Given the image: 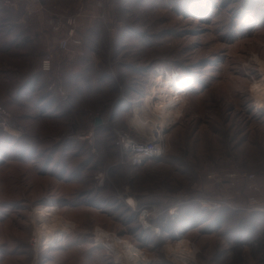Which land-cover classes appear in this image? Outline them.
<instances>
[{
  "label": "rangeland",
  "instance_id": "rangeland-1",
  "mask_svg": "<svg viewBox=\"0 0 264 264\" xmlns=\"http://www.w3.org/2000/svg\"><path fill=\"white\" fill-rule=\"evenodd\" d=\"M26 1L0 3V104L12 126L5 135L27 146L0 147V264H111L93 245L98 228L136 244L153 264H170L183 235L162 231L159 242L142 229L148 204L154 214L202 208L201 200L263 211L264 0ZM70 27L81 42L61 49ZM46 56L50 73L41 70ZM160 102L173 119L165 154L130 165L117 131L150 138L162 118L144 106ZM167 214L156 225L174 220L177 228L179 216ZM64 222L75 227L56 243ZM217 236L183 237L198 249Z\"/></svg>",
  "mask_w": 264,
  "mask_h": 264
},
{
  "label": "crops",
  "instance_id": "crops-1",
  "mask_svg": "<svg viewBox=\"0 0 264 264\" xmlns=\"http://www.w3.org/2000/svg\"><path fill=\"white\" fill-rule=\"evenodd\" d=\"M196 200L187 201L189 203ZM194 206L178 212L177 228L171 224L174 220L168 219L171 221L165 224L164 229L166 236L172 232L186 236V233L195 230L203 238L218 235L213 239L215 241L212 245L205 241L197 246L198 264H264V200L263 211L247 202H235L234 205L217 211L199 208L198 203ZM169 227H172V232ZM210 251L211 255L206 258ZM168 261L174 264L171 260Z\"/></svg>",
  "mask_w": 264,
  "mask_h": 264
},
{
  "label": "built area",
  "instance_id": "built-area-1",
  "mask_svg": "<svg viewBox=\"0 0 264 264\" xmlns=\"http://www.w3.org/2000/svg\"><path fill=\"white\" fill-rule=\"evenodd\" d=\"M14 1L16 0H0V3L4 6H11V5H14L13 3ZM51 23H53V28L55 30H59L63 26V23L60 20L53 21ZM68 24H72V18L68 19ZM72 42H74V44H79L81 40L79 37L75 35V29L73 27L72 28L70 27L66 31V35L60 39L59 47L61 49L67 50L73 44ZM41 70L43 72H49L52 70V62H51L50 56H46L42 60ZM188 87H189V84H187L186 86L182 85L181 89L178 91H180L181 94H184L188 90ZM50 88L52 89V86H50ZM11 130H12V126L8 120V113L6 109L3 107V105L0 104V133H12ZM117 137H118L117 143L120 145L122 157L123 158L126 157L133 166H142L149 161L162 157L165 154V150H166L165 135L163 139V136L160 133H156L155 131H153V129H152L150 138L136 139L130 136L128 133L122 132V131H117ZM250 201L252 204L257 203V199L255 197H251ZM125 203L130 208H133V209L137 208V203L132 197L126 198ZM200 205L202 208H206L209 211H217L221 209V207H224L226 205L231 206L221 200H215V201L201 200ZM56 206L58 205L56 204ZM147 207L149 208L151 207L152 210L142 211V214H141L142 229H144L145 231L152 230L153 233L155 234H160L162 231H164L165 233V229L161 227L162 225L160 224L156 225L155 221L157 220V218L159 217L161 213H168L167 218L169 217V219H173V217L177 213L178 207L173 206L169 208L167 211L163 209V210H160L157 214H154L158 210L156 207V204L151 203V204H148ZM58 208L60 210V207ZM65 226L69 230L68 232H70V230H72V228L75 227V225L72 224L71 222H67ZM99 231L108 233V235L114 241L118 243V253H117L118 256H115V253L108 250L104 246L103 240L98 237ZM179 239L180 240L177 241L176 245L182 243L183 241H186L190 248L189 252L183 253V255H178V256L172 255L170 253V258H171L170 260L174 264H198V261H197L198 249L195 247V244L187 240L183 236L179 237ZM93 245L95 247H101V248L106 249V254L110 258L111 264H153L149 260V258L147 259L146 262L137 259L136 256L134 255L135 248L140 250L141 253L146 254V252L143 249L137 247L136 244H133L129 240L122 238L120 235H118L115 232H108L105 229L98 228L97 231L94 233V244ZM126 246H130V247L132 246V251H129V249H125L127 248ZM188 253H190L191 256L186 257Z\"/></svg>",
  "mask_w": 264,
  "mask_h": 264
},
{
  "label": "bare ground",
  "instance_id": "bare-ground-1",
  "mask_svg": "<svg viewBox=\"0 0 264 264\" xmlns=\"http://www.w3.org/2000/svg\"><path fill=\"white\" fill-rule=\"evenodd\" d=\"M261 62V61H260ZM262 63V65L264 66V62H261ZM158 79H161L162 80V76H159V78ZM157 80V79H156ZM156 82H158L159 83V81L157 80ZM150 97L151 96H148V98L150 99ZM263 97H264V95H263ZM147 98V99H148ZM152 98V97H151ZM263 100H264V98H263ZM150 100H148L147 102H149ZM152 102V101H151ZM154 102V101H153ZM154 106H153V108H152V106L148 103V104H146V106H144V110H146V111H148L154 118H156V115L158 114V115H160L161 116V121L159 122V123H157L156 124V126L155 125H153V131H155L156 133H160L162 136H163V139H164V135H165V130L172 124V122H173V119L171 118V116H170V114L168 113V111L166 110V107H165V104H164V102H160V104H157L156 105V103H154L153 104ZM263 108H264V106H263ZM262 111H264L263 109H262ZM138 117V116H137ZM156 127H157V129H156ZM51 205H54V204H50V206ZM45 207V209L43 208L42 210V212L45 214V215H48L49 214V211H48V206H44ZM51 210H53V211H55V213H57V215L59 216V214H58V212H57V210H58V207L56 206V205H54V207H53V209H51ZM52 211V212H53ZM174 214V213H173ZM38 216H40V215H38ZM176 216L178 217V211H177V213H176V215L173 217V219H175L176 218ZM178 219V218H177ZM67 231L68 229L66 228V227H63L62 229H60L59 230V232H57V235H56V237L57 238H55V240L54 241H56V243L57 242H60L61 240V236H60V232H62V231ZM177 230V229H176ZM178 232V231H177ZM105 234H108V233H106V232H103V233H98V237L99 238H102V236H104ZM109 236V235H108ZM39 238H40V236L38 235V237H37V239L39 240ZM111 242L113 243V247H111L110 246V244H111ZM43 244H48V245H53L52 243H51V241H46V240H43V242H42ZM56 243H54V244H56ZM104 246L108 249V250H110V251H112L113 253H116L115 255H117V253H118V243L116 242V241H114L111 237L110 238H106V241H105V244H104ZM127 248H125V249H129V251H132V246L130 247V246H126ZM113 249V250H112ZM175 249V250H174ZM189 247L186 245V242L185 241H183L182 243H180V244H178L176 247H173L172 248V250H173V254L172 255H176V256H178V255H183V253H186V252H189ZM134 251H135V253H134V255L136 256V258L137 259H139V260H141V261H147V259H148V257L146 256V254L145 253H141L140 252V250H138V249H134ZM179 251V252H178ZM169 252H170V250H169ZM118 256V255H117ZM189 256H191L190 255V253H188L187 255H186V257H189Z\"/></svg>",
  "mask_w": 264,
  "mask_h": 264
},
{
  "label": "trees",
  "instance_id": "trees-1",
  "mask_svg": "<svg viewBox=\"0 0 264 264\" xmlns=\"http://www.w3.org/2000/svg\"><path fill=\"white\" fill-rule=\"evenodd\" d=\"M47 73H50V72H47ZM6 133H0V147L1 146H5L4 144H7V142H9L7 145L8 146H11V148L10 149H13V150H16V151H21V150H19V149H22V151L24 150H26V148H27V146L25 145V143H24V140H23V142H21L22 143V145H19L18 143H15L14 142V139L15 138H12V137H9V136H6L5 135ZM21 139H23V138H21ZM20 140V139H19ZM13 144H14V146H13ZM18 147V148H17ZM22 153V155H24L23 154V152H21ZM30 153H33V151H31ZM21 155V157H23ZM130 165H132L131 163H130ZM224 207H227V206H224ZM223 207V208H224ZM169 229H170V231L172 232L173 231V229H172V227H169ZM172 234H175V232H172ZM173 236H175V235H173ZM152 237L153 238H155L156 237V239L158 238L159 240H160V237L159 236H157L155 233H153L152 232ZM168 237H170V236H168ZM157 239V240H158ZM158 240V241H159ZM160 242V241H159ZM158 242V243H159Z\"/></svg>",
  "mask_w": 264,
  "mask_h": 264
},
{
  "label": "water",
  "instance_id": "water-1",
  "mask_svg": "<svg viewBox=\"0 0 264 264\" xmlns=\"http://www.w3.org/2000/svg\"><path fill=\"white\" fill-rule=\"evenodd\" d=\"M102 123H103L102 118L99 117V116H96V117H95V125H96V126H99V125H101Z\"/></svg>",
  "mask_w": 264,
  "mask_h": 264
}]
</instances>
